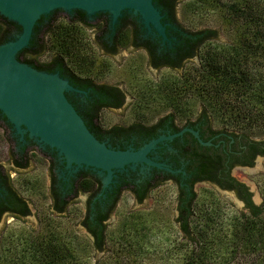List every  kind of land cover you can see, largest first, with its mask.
<instances>
[{"label": "trees", "instance_id": "1", "mask_svg": "<svg viewBox=\"0 0 264 264\" xmlns=\"http://www.w3.org/2000/svg\"><path fill=\"white\" fill-rule=\"evenodd\" d=\"M155 2L181 30V33L177 34L178 42L175 43L177 54L168 56L167 53H162L158 56L160 60L155 63L156 65L167 64L171 66L172 70L182 68V72L171 80L170 86L165 92L168 104L172 105L174 109L167 114L164 113L160 122L168 121L170 125L174 126L173 121L182 116L179 107L182 96L188 92L201 99L202 109L199 115L203 116L204 121L208 119L211 123V116L215 113L232 126L239 128L253 126L264 131V0H237L226 4L228 12L238 17L243 25L231 42L217 41V31L212 28L191 30L182 26L176 16V6L179 0H155ZM9 22L11 21L0 15V43L7 33L6 24ZM46 26L51 31L49 36L42 41L49 46V50L55 51L54 61H66L69 66L75 68L72 66L74 59L70 55L75 50L74 52L77 51L82 57L80 62L77 60V63L85 64L87 51L84 45L86 44L81 41L80 35L82 34L79 31L82 25L63 19L60 23L54 22L53 24L51 22ZM42 46L41 43L40 48ZM24 51L25 49L18 53L19 60L26 59ZM195 53L198 56V62L185 63L190 64L188 69H185L183 58ZM110 103L113 104L111 101L102 100L100 104L103 106ZM80 115L84 121L86 118L88 119L85 124L97 138H101L103 134L109 132L124 133L133 128L132 126L116 125L105 128L102 123L100 125L94 122V119L98 120V114L83 115L80 113ZM138 120L133 126H138L142 135L154 134L155 124L148 125L144 119ZM222 130L231 132L234 136L239 135L246 145L245 153L239 158L230 159V165L232 162L250 164L256 154L264 155V138L255 139L248 137L246 133L228 131L224 128ZM209 132L212 131L209 130ZM203 135H201L202 138ZM196 146L183 154L187 159L194 158L195 160L192 159V162L198 165L194 180H216L221 184L223 180L217 176L220 170L221 176L226 179V187L236 188L245 205L242 209L233 210L227 221H219L216 218H219V212L222 216L221 210L224 201L215 190L208 187L201 188L204 193L203 201L208 202V205L214 203V209L210 212L204 211L202 210L203 204L199 205V201H197L199 195L197 190L193 189L191 184L185 185L181 182L183 180L177 179V185L173 183L176 189L174 220L178 231L187 241L185 248H189L188 253L183 256L181 264H264V187L260 185V181H263L264 186V173L262 174L263 178L259 182L257 181L262 200L256 204L252 201L251 193L247 191V188L243 184L237 183L229 175L227 169L225 170L223 163L226 154L217 150L211 151V148L208 147H204L206 148L204 151L197 152ZM199 148L202 149V146L199 145ZM246 152L249 154L247 155ZM170 177H175V175H171L169 172L163 175L156 173L142 188L130 187V182H127V188L136 201L141 202L157 187L166 183L165 180ZM118 197L119 195H116L110 204V209L96 215V219H91L90 212H87L83 213L80 220L91 234L92 245L97 250H102L104 247L105 223H103V219L113 211ZM67 203L62 199L61 204L55 205V209L53 206L51 209L48 203L49 210H55L60 213L59 215H62L66 210ZM25 211L27 212L28 209ZM198 218H203V220H198ZM45 233L40 237L41 239L30 238V235L24 237L22 242L25 246L23 248L25 250L35 249L30 250L33 253L32 257H35V254L42 257L49 255L54 264H61L66 253L65 243L58 241L54 232ZM45 236L49 239H43Z\"/></svg>", "mask_w": 264, "mask_h": 264}, {"label": "flooded vegetation", "instance_id": "2", "mask_svg": "<svg viewBox=\"0 0 264 264\" xmlns=\"http://www.w3.org/2000/svg\"><path fill=\"white\" fill-rule=\"evenodd\" d=\"M161 12L163 14L162 22L165 24L167 35L166 40H163L153 30L147 31L138 16L127 11H123L121 16L115 22H112L109 13L104 11L88 14L81 9H52L36 21L28 45L21 49H25L24 55L26 59L20 61L40 71L57 73L73 87L79 89V91L71 90L65 92L66 97L79 114H98L99 118L98 120L94 119V122L101 125L100 115L103 110L115 111L121 109L128 104L129 100L134 99L133 93L127 89V86H125V83L119 77L113 81L107 80V74L111 70L110 64L107 61L108 59L116 61V66L119 68L123 62L121 58L124 57L125 59V56L128 55L134 56L136 52L141 51L144 54L148 69H171V66L167 64L156 65L155 63L160 60L158 56L162 53H167L168 56L177 54L175 43L178 42L177 34L181 33V30L176 26L174 21L170 20L164 11ZM63 19L82 25L79 31L82 34L80 35L81 41H84L86 44L84 45L87 51L85 55L86 62L85 64L77 63V60L80 62L82 57L77 51L74 52V50L70 55L74 59L72 66L75 68L69 66L66 61H54L55 59L53 58L56 56L55 51L49 50V46L42 41L49 36L51 31L46 25L51 22L53 24L54 22L60 23ZM6 29L7 33H5L1 43L11 40L18 35L21 27L11 21L6 24ZM41 43L43 45L42 48H40ZM197 57L195 53L183 58L182 62L185 64L195 61L194 59ZM102 100L111 101L113 104L110 103L111 105L105 104L102 106L100 104ZM118 101L120 102L118 103ZM164 115L161 114L153 121L146 123L148 125H156L154 134L150 136L146 134L142 135L140 128L133 126L138 119L126 124H102L105 128L115 125L123 127L132 126L133 128L128 132H109L103 134L101 138L94 136L113 148L127 149L129 147L138 148L143 143L161 135L175 134L182 129L191 128L198 132L203 141H210V144H200L189 130H185L171 139L158 142L149 153L150 157L168 165L171 169L175 170L174 172L146 164L144 165L146 169L140 172L139 169L133 170L130 165H125L123 169H114L111 178L105 183L103 177L106 173L101 171V169L94 168L93 166H79L77 164L66 166V162L56 149L35 141L27 133H23V135L16 133L13 125L0 112V126L4 131V139L8 144L5 160L0 159V221L3 217L23 219L31 213V205L27 197L20 190V186L16 185V181L17 184L21 182L20 185L22 186L25 183L27 184L28 182L23 179V176L25 175L26 178H29L31 169L40 164L39 159L41 157L46 161L47 165L46 193L51 209L52 206L55 209V205L61 204L62 199L66 200L68 205L80 193H84L85 206L83 213L90 212L91 219H96V215L108 211L116 195L120 197L124 191L130 192L127 188V182H130V187L134 186L136 189L142 188L156 173L163 175L166 172L175 175V177L166 179V183L171 182L177 185V179H179V181L183 180L181 182L185 185L191 184L193 189L199 183H208L219 191L233 192L243 202L244 206V201L239 197L236 188L226 187V179L221 176L220 170L217 176L223 180L221 184L216 180H194L197 175L198 165L192 162V159L195 160L194 158L187 159L183 154L187 150L192 149V147L194 148L195 145H197L195 148L197 152L204 151L206 149L204 147H208L211 148V151L217 150L224 153V155L226 154L223 163L225 170L227 169L229 175L237 183L243 184L250 193L248 184L234 177L231 174V170L234 167H250L254 164L256 157H264V155L256 154L250 164L232 162L230 165V159L233 157L239 158L245 153L246 145L239 135L234 136L231 132H226L220 128L216 129L210 125L211 123L208 119L204 121L203 116L199 114L194 118L188 117L182 122L175 119L173 121L174 126L170 125L168 121L160 122V118ZM85 121H88V119L86 118ZM208 129L212 132H209ZM202 134H204V139L201 136ZM199 145L202 146V149L199 148ZM137 166L140 167L141 165L138 164ZM179 184L181 185V183ZM252 201L254 202L253 199ZM27 209L28 211L26 212L25 210ZM112 212L103 219V223H106ZM56 213L60 214L59 212Z\"/></svg>", "mask_w": 264, "mask_h": 264}, {"label": "rangeland", "instance_id": "3", "mask_svg": "<svg viewBox=\"0 0 264 264\" xmlns=\"http://www.w3.org/2000/svg\"><path fill=\"white\" fill-rule=\"evenodd\" d=\"M234 1L237 0H179L176 6V16L179 23L188 29L212 28L217 31V41L231 42L235 39L236 32L243 26L241 20L228 12L226 7V4ZM194 60L193 62H198V57ZM107 61L111 69L107 74V80L113 81L119 77L127 89L133 93L134 99L129 100L128 104L121 109L103 110L100 115L103 125L126 124L136 119L149 122L174 109L168 104L165 92L171 80L182 72V68L150 70L147 68L144 54L141 51L136 52L134 56L128 55L125 59L121 58L123 62L119 68L113 59ZM189 66L190 64H185V69ZM121 86L124 87L123 84ZM180 105L182 116L178 120L181 122L186 117L194 118L202 109L201 99L188 92L182 96ZM211 125L217 129L224 128L228 131L246 133L250 138H264V131H261V128L232 126L215 113L211 116ZM7 147L4 131L0 126L1 160H5ZM40 159V164L31 169L29 178L23 176L27 184L22 186L21 182L17 184L16 181V185L20 186V190L31 205V213L23 219L3 217L0 221V264H54L49 255L42 257L35 254V257H32L33 253L30 250L35 249L25 250L23 248L25 246L22 242L24 237L30 235V238L37 237L38 239L48 231L54 232L57 240L65 243L66 253L61 264L182 263L183 256L188 253L189 248H185L187 241L178 231L174 220L176 189L173 183L167 182L157 187L141 203H138L130 192L124 191L105 223L104 247L102 250H97L92 245L91 234L80 222L85 206V194L80 193L76 199L72 200L62 215L49 210V199L46 193L47 165L42 157ZM132 169H139L143 172L146 168L135 166ZM263 173L264 157H256L254 164L250 167H234L231 170L234 177L248 184L252 199L256 204L262 200L257 181L263 178ZM260 182L261 187H264L263 181ZM203 187L215 190L224 201L222 216L219 212V218H216L219 221H227L233 210L243 208V202L233 192L225 191L227 193L223 194V191L215 189L208 183H199L195 189L199 193L197 197L199 205L203 204L202 210L210 212L214 209L213 202L208 205V202L203 201L204 193L201 189ZM198 220H203V218H198ZM44 238L49 239L47 236Z\"/></svg>", "mask_w": 264, "mask_h": 264}, {"label": "water", "instance_id": "4", "mask_svg": "<svg viewBox=\"0 0 264 264\" xmlns=\"http://www.w3.org/2000/svg\"><path fill=\"white\" fill-rule=\"evenodd\" d=\"M55 8L81 9L88 14L104 11L112 22L127 11L137 15L147 31L153 30L163 40L167 39L163 14L155 0H0V15L21 27L18 35L0 44V112L16 133H27L35 141L56 149L66 166L77 164L101 169L106 173L105 183L114 169H123L125 165L134 168L146 164L174 172L149 153L158 142L185 130L200 144H210L191 128L153 138L138 148L117 149L97 139L66 97L65 92L79 89L57 73L37 70L17 58L19 50L28 45L36 21Z\"/></svg>", "mask_w": 264, "mask_h": 264}]
</instances>
